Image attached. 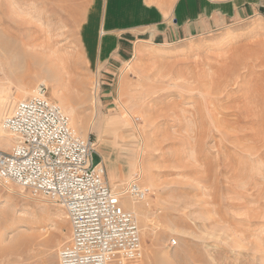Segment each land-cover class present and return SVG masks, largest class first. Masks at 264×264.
Here are the masks:
<instances>
[{
    "label": "rangeland",
    "instance_id": "374dc122",
    "mask_svg": "<svg viewBox=\"0 0 264 264\" xmlns=\"http://www.w3.org/2000/svg\"><path fill=\"white\" fill-rule=\"evenodd\" d=\"M175 1L0 0V146L45 85L138 219L127 264H264V0H214L212 28L150 39ZM71 234L58 203L0 183V264H61Z\"/></svg>",
    "mask_w": 264,
    "mask_h": 264
},
{
    "label": "built area",
    "instance_id": "2783aa9c",
    "mask_svg": "<svg viewBox=\"0 0 264 264\" xmlns=\"http://www.w3.org/2000/svg\"><path fill=\"white\" fill-rule=\"evenodd\" d=\"M2 126L15 141L10 150L0 149V183L58 203L70 220L72 234L59 251L61 264H127L142 257L135 213L108 183L101 162L93 163L92 139L74 130L45 85L18 101ZM126 191L143 200L149 189L132 181Z\"/></svg>",
    "mask_w": 264,
    "mask_h": 264
},
{
    "label": "crops",
    "instance_id": "0c3cea01",
    "mask_svg": "<svg viewBox=\"0 0 264 264\" xmlns=\"http://www.w3.org/2000/svg\"><path fill=\"white\" fill-rule=\"evenodd\" d=\"M214 0H176L177 9L160 7L152 21L155 33L150 39L159 38L160 43L175 42L191 37L193 34L212 28L216 22L212 17H222L223 9L214 6ZM203 7L200 14L198 8ZM215 8V9H214ZM210 9V10H209ZM0 149H4L0 146Z\"/></svg>",
    "mask_w": 264,
    "mask_h": 264
},
{
    "label": "bare ground",
    "instance_id": "6f19581e",
    "mask_svg": "<svg viewBox=\"0 0 264 264\" xmlns=\"http://www.w3.org/2000/svg\"><path fill=\"white\" fill-rule=\"evenodd\" d=\"M4 26H5V24H4ZM17 28V27H16ZM7 30V29H6ZM15 30V29H14ZM19 30V33L20 34H22V31H21V29H18ZM7 32H8V30H7ZM16 32V31H15ZM4 34H6V33H4ZM13 34H15V33H13ZM21 36V35H20ZM8 38V37H7ZM34 38V37H33ZM36 38V37H35ZM20 39V38H19ZM9 40V39H8ZM17 40H18V38H17ZM24 37H22L21 38V42H23V43H25L24 42ZM28 41V40H27ZM10 44V43H9ZM19 44H21V43H19ZM25 44H27V43H25ZM5 45H6V43H4L3 42V39L1 40V42H0V52L2 51V52H5L6 50H5V48L7 47H5ZM17 45V44H16ZM24 45V44H23ZM163 45V44H162ZM19 47V46H18ZM13 48H15L14 46H13ZM20 48V47H19ZM7 49H9V48H7ZM16 49V48H15ZM4 50V51H3ZM16 51H17V49H16ZM203 92V91H202ZM219 95V94H218ZM222 95V94H221ZM65 104V103H64ZM125 108V107H124ZM127 108V107H126ZM130 110H126V112L127 113H129L130 114V112H129ZM126 115V114H125ZM127 118V117H126ZM130 122V121H129ZM4 131H6L5 129H4ZM139 134V133H138ZM137 133H135L134 132V135H135V138H137L138 139V137H139V135L141 134V132H140V134L138 135ZM6 136H7V134H6ZM134 138V137H133ZM2 139V138H1ZM13 139V138H12ZM12 139L11 138H7V141H8V143H10L11 144V142H12ZM8 146V145H7ZM7 146H5L6 148H7ZM127 192V191H126ZM124 192H122V194H123ZM121 194V193H120ZM124 198V197H123ZM128 200V199H127ZM133 207V206H132ZM134 209V208H133ZM144 213V212H143ZM28 238L27 237H21L20 239H19V243L21 244V245H27V243H28ZM18 244V243H17ZM19 245V244H18ZM20 246V245H19ZM135 264V263H134Z\"/></svg>",
    "mask_w": 264,
    "mask_h": 264
}]
</instances>
